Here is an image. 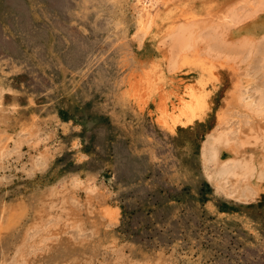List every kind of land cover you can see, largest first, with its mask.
I'll use <instances>...</instances> for the list:
<instances>
[{
  "label": "bare ground",
  "instance_id": "6f19581e",
  "mask_svg": "<svg viewBox=\"0 0 264 264\" xmlns=\"http://www.w3.org/2000/svg\"><path fill=\"white\" fill-rule=\"evenodd\" d=\"M197 1L135 0L136 11L131 13L124 0H0V80L11 85L8 95L0 96V106L8 105L16 112L15 132L34 135L38 120L54 112L68 94L87 98L92 93H106L112 120L131 112L136 116L133 122L140 128L149 127L150 140L158 145L142 154L133 155L134 150L127 149L129 154L137 156L138 161L159 159L166 151L171 152L172 161L160 162V170L170 169L175 178L191 185L194 192L186 198L187 203H196L205 183L204 192L211 203L219 200L248 212L254 209L264 199V157L262 165L254 166L243 155V149L251 145L264 147L261 87L247 81L233 86L230 99L217 110L216 126L193 153V162L182 158L177 143L182 142L185 130L194 129L210 117L223 70L233 67L225 56L229 51L222 46L231 41L228 37L232 26L248 20L264 21V0H232L225 6L212 4L205 8H196ZM119 11H123L124 19L119 18ZM121 32L140 46L149 40L158 52L152 68L132 73L127 87H123L126 79L120 81L115 71ZM59 42L77 45L76 59L77 51L66 46L60 51L56 48ZM51 45L54 48L48 50ZM13 137L9 135L8 139ZM169 143L173 147L169 148ZM76 145L71 146L75 149ZM7 146L0 136V151ZM62 147L58 151L64 159L71 157L79 164L76 149L73 157L68 144ZM46 151L54 153L48 147ZM125 169L115 164L113 177L121 180ZM137 169L140 174L139 165ZM159 195L165 207H173L179 194L174 193L172 199ZM163 211H156L164 216L160 219L169 216ZM105 213L110 225L120 221L119 206L109 203ZM133 222L135 231L120 234L114 229L110 234L113 246L123 237L145 257L165 252L167 243L162 242L161 229L154 227L147 213L140 211ZM150 225L153 227L149 233ZM195 226L190 230V239L201 243L207 233ZM236 235L238 239L243 236L240 231ZM263 237L261 231L253 234L250 244L259 247ZM219 238L221 244L231 243L229 234ZM182 256L185 263H195L187 252L183 251ZM243 259L242 254L232 251L230 258L220 254L212 264H244Z\"/></svg>",
  "mask_w": 264,
  "mask_h": 264
},
{
  "label": "rangeland",
  "instance_id": "374dc122",
  "mask_svg": "<svg viewBox=\"0 0 264 264\" xmlns=\"http://www.w3.org/2000/svg\"><path fill=\"white\" fill-rule=\"evenodd\" d=\"M231 1L198 0L194 6L220 7ZM123 4L131 13L136 11L135 0H124ZM120 17L124 19L123 11H119ZM230 30L231 41L222 48L229 51L225 56L233 67L223 70L210 117L194 129L185 130L182 142L177 143L185 161H194L193 153L216 126L217 110L230 99L237 82H253L264 90V21L248 20ZM125 35L126 32L118 35L122 44L115 64L119 80L126 79L123 87H127L132 73L151 69L158 56L149 40L140 46ZM239 37L242 39L237 40ZM65 46L59 42L56 48L77 51L76 59L78 46ZM8 83L0 80V96L8 95ZM108 107L106 93H92L87 98L68 94L54 112L38 120L36 133L31 135L15 132L16 112L8 105L0 106V136L4 143L8 142L7 148L0 151V264H188L183 261V251L195 261L192 264H212L220 254L230 258L232 251L243 255L244 264H264V237L259 247L250 244L253 234H264V199L249 212L219 200L211 203L203 183L196 203H187L186 198L194 192L191 185L175 178L170 169L160 170V162L172 161L171 152L166 151L159 159L137 161L134 154L158 148L150 140L149 127L140 128L133 122L136 116L131 112L112 120ZM9 135L14 137L8 139ZM75 142L79 164L71 157L70 161L64 159L60 153L65 143L73 156L75 149L71 145ZM47 147L53 149L52 155ZM127 149L134 150L133 155ZM243 152L254 166L262 165L264 147L251 145ZM115 164L126 168L121 180L113 177ZM261 182L264 185V180ZM174 193L179 194L174 199L176 204L165 207L159 194L172 199ZM109 203L119 206L121 218L117 226L110 225L105 217ZM158 210L169 213V219H160L164 216L156 213ZM140 211L161 229L162 242L167 243L165 252L145 257L125 237H120L119 244H111L114 229L120 234L135 231L133 219ZM193 226L207 233L201 243L190 239ZM152 227L148 226L149 233ZM238 231L243 234L240 239ZM227 234L231 243L221 244L219 237Z\"/></svg>",
  "mask_w": 264,
  "mask_h": 264
}]
</instances>
